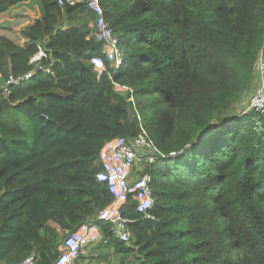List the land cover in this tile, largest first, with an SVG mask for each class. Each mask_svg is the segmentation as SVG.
I'll return each instance as SVG.
<instances>
[{
  "label": "trees",
  "instance_id": "16d2710c",
  "mask_svg": "<svg viewBox=\"0 0 264 264\" xmlns=\"http://www.w3.org/2000/svg\"><path fill=\"white\" fill-rule=\"evenodd\" d=\"M29 1L0 0V16ZM40 1L23 46L0 36V84L41 49L51 71L0 91V262L54 264L114 201L96 178L102 150L144 127L162 158L133 180L150 177L152 208L129 196L130 243L101 222L75 264H264V115L230 119L264 61V0H101L118 70L88 0Z\"/></svg>",
  "mask_w": 264,
  "mask_h": 264
},
{
  "label": "built area",
  "instance_id": "2783aa9c",
  "mask_svg": "<svg viewBox=\"0 0 264 264\" xmlns=\"http://www.w3.org/2000/svg\"><path fill=\"white\" fill-rule=\"evenodd\" d=\"M100 1H87L89 8L100 17L95 36L99 42L105 44V53L112 66L118 70L124 62L123 53L120 50L118 40L114 37L113 30L102 19L103 12L100 7ZM68 2L72 6L76 4L73 0H68ZM59 4L63 5V1L59 0ZM46 59H48V54L41 49L30 62L33 67L30 72L23 76L12 77L5 84H0V91L3 96L7 98L13 88L20 87L38 72L50 74V69L44 65ZM92 65L99 76L106 73V66L101 58H93ZM248 112L264 115V75L262 76V81L258 84L257 91L252 97L249 107L245 111V113ZM138 155H143L147 163H154L159 158H162L161 152L144 127H141V133L136 138L129 140L119 138L107 143L101 152L102 169L96 178L100 183L108 185L114 201L105 210L101 211L96 218L83 225L78 231L70 234L64 240L61 247V255L54 264H75L82 255L86 254L90 247L101 243L102 235L99 229V223L101 222L111 224L114 236L121 242L130 243L132 237L128 228L130 222L122 217L121 208L131 195L137 200L138 210L143 214H146L154 203L150 188V177L145 175L137 180L132 178L134 168H136L138 163ZM0 264L4 263L0 262ZM20 264H37V258L33 255Z\"/></svg>",
  "mask_w": 264,
  "mask_h": 264
},
{
  "label": "rangeland",
  "instance_id": "374dc122",
  "mask_svg": "<svg viewBox=\"0 0 264 264\" xmlns=\"http://www.w3.org/2000/svg\"><path fill=\"white\" fill-rule=\"evenodd\" d=\"M25 14H27L26 18H24ZM43 15H44V11H43L41 1L40 0H30L26 5H23L20 8L11 11V13L5 16H0V36L11 35L15 29L21 30L27 25L29 26L33 24L35 23V21L39 20ZM14 17L16 20H14ZM15 41L18 44H21L20 39H15ZM263 65H264V61L261 59L260 62L258 63L257 74H256L254 85L251 91L247 92L244 98L238 102L237 107L235 108V111L233 112L232 117L230 118V119H233V121H236V119H240L242 116H245L246 114L245 111L249 107L251 103V99L257 91L258 84L260 81H262V76L264 75ZM224 122H229V120H226ZM138 156H139L138 161H137L138 163L136 164V169L133 171L134 172L133 175H135L134 176L135 179L139 177L137 176V173L142 172L141 167H143L147 163L143 155H138Z\"/></svg>",
  "mask_w": 264,
  "mask_h": 264
},
{
  "label": "crops",
  "instance_id": "0c3cea01",
  "mask_svg": "<svg viewBox=\"0 0 264 264\" xmlns=\"http://www.w3.org/2000/svg\"><path fill=\"white\" fill-rule=\"evenodd\" d=\"M27 4V3H26ZM26 4H24V5H26ZM21 6H23V5H20V6H18V7H16L15 9H18V8H20ZM15 9H13V10H15ZM12 10V11H13ZM9 13H11V11L9 12ZM9 13H7V14H9ZM7 14H4V15H1V16H5V15H7ZM27 14H25L24 16V18H26L27 16H26ZM14 20H16L15 19V17H14ZM13 24V23H12ZM11 24V25H12ZM28 26V25H27ZM26 26V27H27ZM26 27H24L23 29H15L14 30V32L11 34V35H7L6 37H8L9 39H11L12 41H14L15 43H17L16 41H15V39H20V41H21V44H19V45H21V46H23L24 44H25V42H26V39H25V37L23 36V30L26 28ZM9 32H11V31H9ZM20 33V34H19ZM22 35V36H21ZM4 36V35H3ZM18 44V43H17ZM102 243V242H101ZM101 243H99V244H96V245H94L92 248H94V247H97V246H99Z\"/></svg>",
  "mask_w": 264,
  "mask_h": 264
},
{
  "label": "bare ground",
  "instance_id": "6f19581e",
  "mask_svg": "<svg viewBox=\"0 0 264 264\" xmlns=\"http://www.w3.org/2000/svg\"><path fill=\"white\" fill-rule=\"evenodd\" d=\"M134 176H135V175L132 176L133 179H134ZM138 179H139V178H138Z\"/></svg>",
  "mask_w": 264,
  "mask_h": 264
}]
</instances>
